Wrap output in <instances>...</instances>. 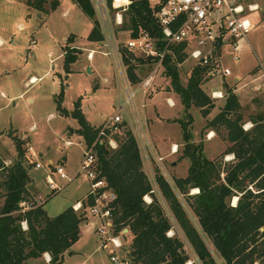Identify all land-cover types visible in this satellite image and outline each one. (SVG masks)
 Masks as SVG:
<instances>
[{
  "label": "trees",
  "instance_id": "trees-1",
  "mask_svg": "<svg viewBox=\"0 0 264 264\" xmlns=\"http://www.w3.org/2000/svg\"><path fill=\"white\" fill-rule=\"evenodd\" d=\"M81 11L92 17L94 10L89 0H72ZM45 0H25L27 9H42ZM58 4L50 1V10ZM123 27H143L155 37L161 46L160 31L150 15L147 0H132L123 12ZM86 36L87 41H98L100 33L95 20ZM74 35L65 38L62 46L61 67L66 73L76 60L78 49L70 46ZM64 42V43H65ZM183 43L164 55V75L169 77L171 90L178 95L186 119H172L182 130V150L179 158L188 159L186 173L174 178L170 185L161 175H156V185L166 204L150 192L151 186L143 171L135 138L125 123L119 124L114 148L106 143L95 142L96 178L104 179L113 193L111 200V220L116 230L127 228L130 242L121 250L119 259L127 264H188L190 257L185 250L188 244L196 260L189 264H218L207 247L212 245L222 264H264V113L243 118L238 93L233 85L222 83L224 102L217 114L208 120L207 127L217 133L224 129V140L228 142L222 156L232 158L208 159L203 154L202 143L191 142L188 130L192 117L191 107L201 111L202 116L210 113L213 100L200 87L205 78V67L193 65L186 82L179 80L178 65L185 59L181 52ZM128 62V60H126ZM128 64L127 70L132 82L137 80ZM63 86L60 83L55 94V107L62 115L69 114L77 122L76 133L86 146L94 140L98 126L89 124L80 110V100L73 102L67 111L61 106ZM248 121V129L242 128ZM22 141L14 138L15 158L4 164L0 158V264H25L29 259H37L47 253V264H61L64 252L79 237V225L86 221L84 206L91 203L86 197L81 208L74 211L71 205L54 216H47L43 203L28 201L26 184L29 182L28 166L23 162ZM230 160V161H229ZM198 192L188 194L190 189ZM57 192H49L47 196ZM184 196L197 226L191 221L177 194ZM150 200L145 203L143 196ZM236 198L232 204L231 199ZM76 200L75 202H78ZM175 222L181 233L167 235ZM25 223V228L21 227ZM45 264V263H42Z\"/></svg>",
  "mask_w": 264,
  "mask_h": 264
},
{
  "label": "rangeland",
  "instance_id": "rangeland-1",
  "mask_svg": "<svg viewBox=\"0 0 264 264\" xmlns=\"http://www.w3.org/2000/svg\"><path fill=\"white\" fill-rule=\"evenodd\" d=\"M50 1L45 0L40 10H28L25 0H0V158L4 164H9L16 155L14 138L22 141L23 162L29 165L27 171L30 177L26 184V199L43 203V210L49 217L56 215L70 203H75V200L81 203L89 188L86 179L80 175L66 183L52 171L53 166L60 165L66 174H71L85 148L82 136L76 133V120L69 114H60L55 107L54 97L60 83L63 86L61 106L69 113L73 102L79 99L82 114L93 126H99L116 109L125 119L131 118L130 105L125 101L126 95L120 85L115 63L99 53V43L86 39L95 14L92 17L86 16L72 0H57L58 4L50 10ZM249 1H256L259 8L247 15L252 25L245 34L246 38L239 41V59L233 62L230 56L225 55L223 65L231 75L223 77L213 73L205 76L206 79L200 83L204 93L213 100L210 113L202 116L201 111L195 107L188 110L192 117L187 127L191 133L190 141L201 142L203 154L208 159L232 158L231 155L222 156L228 146V142L224 140V129L219 128L217 133L212 131L214 135L208 140L206 136L211 131L207 127L208 120L217 114L224 102L223 82L235 87L233 90L238 93L239 110L244 119L264 113V80L259 76V71L264 70V0ZM70 34L74 38L69 45L77 48L78 52L76 60L69 66V72L65 74L61 67V53L62 46L66 44L65 38ZM90 49L94 52L87 60L85 56ZM193 63L194 60L188 57L177 66L182 84L186 82ZM152 68L151 62L143 61L136 64L135 71L143 78ZM234 76H239L238 81H233ZM169 81V77L157 75L154 90L146 97L144 107L140 106L138 91L134 93V100L136 112L147 116L143 131L148 133L152 144L164 156V166L173 182L174 178L185 175L188 159L179 158L183 144L182 130L172 119L185 120L186 116ZM217 89L223 92V97H212L211 92ZM167 99L173 104L168 105ZM124 123L131 131L129 122ZM244 123L246 124L243 126L247 127L248 121ZM118 135L119 138L123 136L121 132ZM65 140L70 142L69 145L65 144ZM171 144H176L178 151L170 155ZM28 146L31 147L30 152L26 149ZM26 155L34 163L38 162L40 168H34L27 161ZM48 159L51 164H47ZM142 168L147 174V167L145 169L142 165ZM46 174L56 184L63 185L61 190L49 196ZM194 192L192 188L188 194ZM176 194L191 221L197 226L184 196ZM155 196L169 214L158 191ZM235 200L233 198L230 202L235 204ZM170 221L172 229L166 234L175 233L181 237L175 222L171 218ZM82 228H85L83 231L86 234L82 233V239L74 244V248H81V243L85 242L82 247L84 253L71 258L64 257V264H116L100 248L95 233L89 232L88 224H84ZM127 237L129 239V235ZM207 247L217 263L222 264L208 241ZM121 250L118 251V256ZM185 250L190 257L188 264L196 260L188 244H185ZM38 261L43 263L44 260ZM34 263L33 259L25 262Z\"/></svg>",
  "mask_w": 264,
  "mask_h": 264
},
{
  "label": "built area",
  "instance_id": "built-area-1",
  "mask_svg": "<svg viewBox=\"0 0 264 264\" xmlns=\"http://www.w3.org/2000/svg\"><path fill=\"white\" fill-rule=\"evenodd\" d=\"M131 1L89 0L101 36L95 42L101 47L99 53L107 56L116 65L120 85L126 95L125 101L130 105L131 118L125 119L116 109L98 126L94 140L90 146L85 145L81 158L71 174H66L60 165L53 166L52 169L66 183L79 175L86 179L89 188L84 199L89 198L91 203L84 206L85 225L88 224L90 232L95 233L100 248L107 252L109 260L116 264H127L119 259L118 251L128 246L131 234L127 228L116 230L112 223L110 210L113 193L106 186L104 179L96 178L93 145L95 142H104L108 147L114 148L116 141L113 134L120 133L119 124L129 122L142 165L145 169L147 167L146 175L151 186L150 192L155 194L158 191L155 180L157 174L172 185L167 168L164 166V156L159 154L148 133L143 131L147 116L136 112L134 93L139 92L140 106L144 107L146 97L154 90V79L157 75L165 77L164 55L171 53L172 48L179 43H183L181 52L185 54V58H192L193 65L199 64L205 67V76L217 73L219 76L229 77L230 71L223 65L225 55L230 56L233 62L239 59V41L246 38L245 34L252 25L247 15L259 8L256 1L249 0H147L150 15L161 33L160 42H162L159 46L158 40L143 27L139 26L135 35L131 34L132 28L123 27V12ZM93 52L94 50L90 49L85 58L90 59ZM143 61L151 62L153 68L140 78L135 66ZM130 63L134 65L131 72L137 78L135 82H132L128 74L127 66ZM259 76L264 80V70L259 71ZM238 78L239 76H234L233 81H238ZM211 95L213 98H220L223 97V92L218 89L212 91ZM166 102L168 105L173 104L170 99ZM118 107L120 109L121 105ZM242 128L248 129L249 126L242 125ZM69 143V141L65 142L66 145ZM26 149L28 152L31 151L30 146ZM169 149L170 155L178 151L176 144H171ZM26 159L34 168H40V164L34 163L27 155ZM47 164H51V161L48 160ZM45 181L49 192H58L62 189L63 185L56 184L49 174L45 175ZM194 190V193L198 192L197 188ZM149 200L148 194L143 196L145 203ZM71 208L78 211L81 204L72 203ZM21 227L25 228L24 222H21ZM48 259H45L46 263Z\"/></svg>",
  "mask_w": 264,
  "mask_h": 264
},
{
  "label": "crops",
  "instance_id": "crops-1",
  "mask_svg": "<svg viewBox=\"0 0 264 264\" xmlns=\"http://www.w3.org/2000/svg\"><path fill=\"white\" fill-rule=\"evenodd\" d=\"M37 16H39V14H37ZM86 59V58H85ZM218 90V89H217ZM217 90H214V91H217ZM88 121V120H87ZM89 122V121H88ZM89 124H91V123H89ZM246 124V123H245ZM248 126H250L249 125V123H248ZM247 126V127H248ZM214 134H213V132L212 131H209L208 133H207V140L208 139H210L212 136H213ZM151 139V138H150ZM66 141H68V140H65V142ZM49 161H51L50 159H48ZM47 160V161H48ZM84 197V196H83ZM76 201V200H75ZM79 203H80V201H78ZM72 203H70V205H71ZM85 224V222H83L82 224H80L79 225V237H78V239L70 246V248H69V250H68V252H70V255H67V252H64L63 253V256H62V262H61V264H64V257H67V258H71V257H73V256H75L76 254H78V255H83V249H82V247H84V243H81V248L80 247H77V248H74V244H77L78 242H80V240L82 239V233H84V234H86V232H84L83 231V229H85V228H82L83 227V225ZM89 232H90V230H89ZM95 237H96V235H95ZM96 240H97V237H96ZM86 247H87V242H86ZM46 258H49V256H48V254L47 253H43L42 254V257H40V258H37V259H33L34 261H35V263L34 264H42V263H40L38 260H40V259H43L44 261H43V263H46L45 262V259Z\"/></svg>",
  "mask_w": 264,
  "mask_h": 264
},
{
  "label": "water",
  "instance_id": "water-1",
  "mask_svg": "<svg viewBox=\"0 0 264 264\" xmlns=\"http://www.w3.org/2000/svg\"><path fill=\"white\" fill-rule=\"evenodd\" d=\"M67 255H70V252H67Z\"/></svg>",
  "mask_w": 264,
  "mask_h": 264
}]
</instances>
